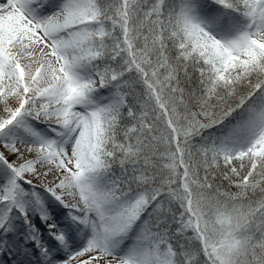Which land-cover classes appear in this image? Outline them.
<instances>
[{
    "label": "snow or ice",
    "instance_id": "6c2138e0",
    "mask_svg": "<svg viewBox=\"0 0 264 264\" xmlns=\"http://www.w3.org/2000/svg\"><path fill=\"white\" fill-rule=\"evenodd\" d=\"M0 264H264V0H0Z\"/></svg>",
    "mask_w": 264,
    "mask_h": 264
}]
</instances>
